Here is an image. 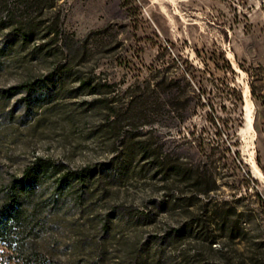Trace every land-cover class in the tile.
I'll return each instance as SVG.
<instances>
[{"label": "rangeland", "instance_id": "374dc122", "mask_svg": "<svg viewBox=\"0 0 264 264\" xmlns=\"http://www.w3.org/2000/svg\"><path fill=\"white\" fill-rule=\"evenodd\" d=\"M43 7L39 20L56 24L57 43L21 44L0 32V89L44 79L29 99L0 102V206L6 184L36 157L77 179L58 207L57 175L21 193L14 239L0 242V258L264 264V0ZM42 41L56 55L36 49ZM148 89L160 106L139 125L129 101ZM144 142L192 169L190 177L153 175Z\"/></svg>", "mask_w": 264, "mask_h": 264}, {"label": "trees", "instance_id": "16d2710c", "mask_svg": "<svg viewBox=\"0 0 264 264\" xmlns=\"http://www.w3.org/2000/svg\"><path fill=\"white\" fill-rule=\"evenodd\" d=\"M43 1L20 0V2H14V0H0V14L2 15L0 17V32L7 30L5 35L21 44L29 43L37 38L42 40L44 38L55 39L57 43L60 33L56 24L39 20L44 16ZM44 42L42 41L37 45L36 49L42 48L44 54L48 56L56 55L52 49L46 47L47 42ZM55 68L57 69L58 66ZM43 82L44 79L37 78L30 82L0 89V102L8 101L10 98L22 93L28 96L29 99ZM79 82L81 86H85L88 93H98L95 86L91 85L89 81L80 80ZM155 92V89H148L146 92L130 98L129 107L139 125H150V118L156 114L160 106L157 97L153 96V94H156ZM142 153L148 165L151 166L149 169L153 170V175H160L163 179L173 178L182 181L188 179L192 173V169L184 167L183 163L177 159L173 161L169 158V155L158 153L146 142L142 143ZM46 175H57L51 197L52 204L57 207L61 203L64 193L70 189L72 183L77 179L75 170H66L62 167V164L53 162L50 159L36 157L33 162L26 165L22 173L11 178L4 187V195L0 206L1 243L10 242L14 239L12 235L13 223L19 207L21 193L41 185ZM10 260L5 258L4 255L0 258V262L4 264L10 263Z\"/></svg>", "mask_w": 264, "mask_h": 264}, {"label": "bare ground", "instance_id": "6f19581e", "mask_svg": "<svg viewBox=\"0 0 264 264\" xmlns=\"http://www.w3.org/2000/svg\"><path fill=\"white\" fill-rule=\"evenodd\" d=\"M248 93H249L248 92V88H246L245 91H244V97H245V101L247 102L246 105L249 107L250 105H249V102L247 100ZM247 112L248 113L246 115V123H247L248 128L252 130V116H251V112L249 111V109H248Z\"/></svg>", "mask_w": 264, "mask_h": 264}]
</instances>
